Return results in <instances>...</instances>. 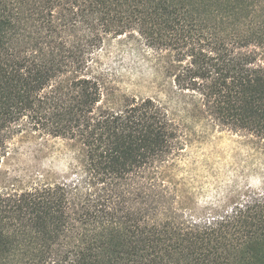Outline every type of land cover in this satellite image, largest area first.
<instances>
[{
	"label": "trees",
	"instance_id": "1",
	"mask_svg": "<svg viewBox=\"0 0 264 264\" xmlns=\"http://www.w3.org/2000/svg\"><path fill=\"white\" fill-rule=\"evenodd\" d=\"M120 35L205 117L264 147V0H0V161L29 130L67 141L78 169L0 190V264H264V190L185 214L160 177L183 148L166 105L101 103L87 71Z\"/></svg>",
	"mask_w": 264,
	"mask_h": 264
},
{
	"label": "rangeland",
	"instance_id": "2",
	"mask_svg": "<svg viewBox=\"0 0 264 264\" xmlns=\"http://www.w3.org/2000/svg\"><path fill=\"white\" fill-rule=\"evenodd\" d=\"M157 55L130 35L107 36L88 69L102 84L105 100L153 97L178 125L182 149L160 168L175 202L193 218L229 207L264 190V147L252 137L217 125L178 91ZM199 108V107H198ZM75 153L61 138L24 130L9 141L0 161V190L68 179L77 171Z\"/></svg>",
	"mask_w": 264,
	"mask_h": 264
}]
</instances>
